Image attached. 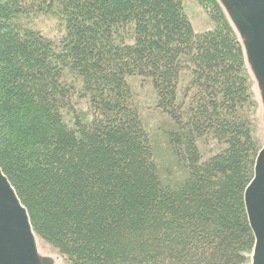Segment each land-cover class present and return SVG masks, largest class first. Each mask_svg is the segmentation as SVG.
<instances>
[{"label":"trees","instance_id":"1","mask_svg":"<svg viewBox=\"0 0 264 264\" xmlns=\"http://www.w3.org/2000/svg\"><path fill=\"white\" fill-rule=\"evenodd\" d=\"M184 1L0 0V168L68 264H251L257 87L218 0L203 32Z\"/></svg>","mask_w":264,"mask_h":264},{"label":"water","instance_id":"2","mask_svg":"<svg viewBox=\"0 0 264 264\" xmlns=\"http://www.w3.org/2000/svg\"><path fill=\"white\" fill-rule=\"evenodd\" d=\"M243 45L264 110V0H218ZM244 203L255 238L251 264H264V144ZM41 253L27 209L0 168V264H58Z\"/></svg>","mask_w":264,"mask_h":264},{"label":"rangeland","instance_id":"3","mask_svg":"<svg viewBox=\"0 0 264 264\" xmlns=\"http://www.w3.org/2000/svg\"><path fill=\"white\" fill-rule=\"evenodd\" d=\"M185 12L190 19L196 32H203L211 30L213 27V22L210 17L203 9V7L197 2V0H185L184 1ZM33 26L37 29H40L44 32L45 35L52 39H58L62 34V27L59 25L54 18L41 17L35 19L32 23ZM134 90L137 95L138 104L143 111L145 120L149 126L151 132L154 131L157 123L161 119L158 111L154 110V93L151 87L148 84V81L142 80L140 78H135L132 80ZM256 94V100L259 102L257 91L254 90ZM86 110V109H84ZM253 125H254V136L258 143L263 146L264 144V110L262 106L257 104L256 109L254 110L253 116ZM210 146L206 148L207 154L211 152ZM39 248L42 254L49 256H58L57 251L53 250L50 246L45 245L43 242L39 241ZM58 264H68L63 258L59 256Z\"/></svg>","mask_w":264,"mask_h":264}]
</instances>
